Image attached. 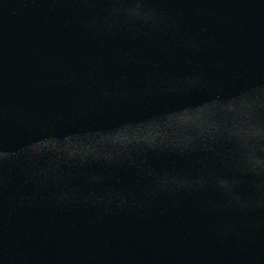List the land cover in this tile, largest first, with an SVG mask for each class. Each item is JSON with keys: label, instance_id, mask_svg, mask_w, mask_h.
Here are the masks:
<instances>
[{"label": "water", "instance_id": "obj_1", "mask_svg": "<svg viewBox=\"0 0 264 264\" xmlns=\"http://www.w3.org/2000/svg\"><path fill=\"white\" fill-rule=\"evenodd\" d=\"M0 264H264V0H0Z\"/></svg>", "mask_w": 264, "mask_h": 264}]
</instances>
